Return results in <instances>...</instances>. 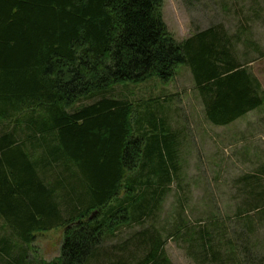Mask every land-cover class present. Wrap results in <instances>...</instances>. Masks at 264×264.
<instances>
[{
  "label": "trees",
  "instance_id": "trees-1",
  "mask_svg": "<svg viewBox=\"0 0 264 264\" xmlns=\"http://www.w3.org/2000/svg\"><path fill=\"white\" fill-rule=\"evenodd\" d=\"M162 4L0 0V264H91L115 232L133 228L141 231L131 245L144 254L135 264H171L165 245L186 224L178 217L183 224L165 237L158 213L181 173L177 134L150 108L134 118L133 105L115 99L70 110L118 84L169 83L185 66L208 121L227 127L264 112V89L251 62L241 64L227 48L223 27L180 43ZM250 180L260 179L246 175L244 190ZM260 195L234 218L248 223L264 208ZM59 230L60 257L38 261L31 254L37 235ZM189 238L179 242L193 249Z\"/></svg>",
  "mask_w": 264,
  "mask_h": 264
},
{
  "label": "rangeland",
  "instance_id": "rangeland-1",
  "mask_svg": "<svg viewBox=\"0 0 264 264\" xmlns=\"http://www.w3.org/2000/svg\"><path fill=\"white\" fill-rule=\"evenodd\" d=\"M160 12L168 31L180 43L211 27H223L227 48L241 64L251 62L249 72L264 89V0H163ZM103 98L133 105L134 118L147 114L150 108L158 113L157 118L165 117L169 132L178 136L181 173L158 213V230L165 237L186 224L182 236L169 238L165 245L171 264H264V208L252 212L248 223L234 218L246 202L254 204L264 194V112H252L227 127L212 125L192 72L185 66L169 83L155 77L140 85L118 84L102 96L81 101L70 112ZM246 175L260 180L247 181L249 188L244 190L241 179ZM178 217L184 221L178 222ZM140 231L115 232L114 238L104 243L99 260L91 264L141 261L144 254L131 245L135 242L132 237ZM202 232L210 236H201ZM189 236L193 249L179 242ZM63 240V230L38 234L31 254L38 261H54L61 255ZM125 245L127 251L123 252L120 248Z\"/></svg>",
  "mask_w": 264,
  "mask_h": 264
}]
</instances>
